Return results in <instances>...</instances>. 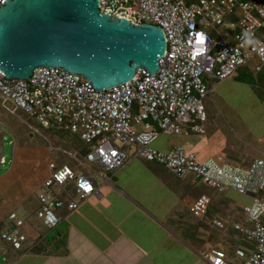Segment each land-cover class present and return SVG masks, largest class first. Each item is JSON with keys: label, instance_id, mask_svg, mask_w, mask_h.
<instances>
[{"label": "built area", "instance_id": "1", "mask_svg": "<svg viewBox=\"0 0 264 264\" xmlns=\"http://www.w3.org/2000/svg\"><path fill=\"white\" fill-rule=\"evenodd\" d=\"M98 7L135 24L159 26L165 53L155 74L139 69L130 81L101 91L57 67L36 68L26 80L8 79L0 71L3 110L32 119L36 126L27 125L34 132L68 131L88 146L79 158L77 151L49 145V151H61L76 165H58L40 182L34 216L45 229H53L61 220L59 210L72 211L97 192L91 175L79 169L83 162L115 173L140 158L175 177L191 175L218 193L233 190L251 197L242 223L232 225L248 244L234 250L240 262H229L225 250L214 247L203 257L209 264H264V158L235 161L218 153L200 160L181 144L166 151L152 145L160 135L188 138L205 133L209 81L230 79L249 61L252 72L262 71L264 0H99ZM261 102L264 107V96ZM209 201L198 197L195 211L204 212ZM14 215L0 237L14 251H31L39 238L27 245L22 222ZM214 225L223 227L220 220Z\"/></svg>", "mask_w": 264, "mask_h": 264}, {"label": "crops", "instance_id": "2", "mask_svg": "<svg viewBox=\"0 0 264 264\" xmlns=\"http://www.w3.org/2000/svg\"><path fill=\"white\" fill-rule=\"evenodd\" d=\"M241 73L237 70L228 80L247 78L244 71ZM220 82L209 81L206 98L216 91ZM253 93L257 98L258 91ZM258 101L262 105L260 95ZM255 123L259 131L252 135V140L259 149L253 153L255 157L247 155L245 161L264 155V117H258ZM208 136L205 129L203 135L186 138L191 142L184 147L195 152L200 160L224 153L205 149V144L209 145ZM168 147L160 150L166 151ZM154 164L134 158L112 173L83 162L79 169L91 175L97 192L72 211L59 210L61 220L50 230L34 216L35 192L27 194L18 214L26 218L22 229L28 239L26 244L39 238L38 243L31 251L24 252L14 251L4 241L0 242V264H209L203 254L210 247L224 249L229 262H240L234 250L248 244L232 229L239 222L227 201H219L215 209L210 208L212 196L204 191L194 195L188 189L187 183L194 186L197 182L193 176L175 177ZM1 184L0 194L4 199ZM67 188L70 190L71 186ZM202 195L210 201L201 213L193 205ZM4 204L0 203V224L10 212ZM244 217L245 213L243 220ZM216 220L223 223L222 228L214 225Z\"/></svg>", "mask_w": 264, "mask_h": 264}, {"label": "water", "instance_id": "3", "mask_svg": "<svg viewBox=\"0 0 264 264\" xmlns=\"http://www.w3.org/2000/svg\"><path fill=\"white\" fill-rule=\"evenodd\" d=\"M98 6L99 0H3L0 71L26 80L36 68L57 67L96 91L130 81L139 69L155 74L166 48L162 29Z\"/></svg>", "mask_w": 264, "mask_h": 264}, {"label": "rangeland", "instance_id": "4", "mask_svg": "<svg viewBox=\"0 0 264 264\" xmlns=\"http://www.w3.org/2000/svg\"><path fill=\"white\" fill-rule=\"evenodd\" d=\"M243 71L252 72L250 61L238 68V73ZM253 88L245 82L227 79L221 81L216 91L205 98V112L209 117L205 123L206 135H209V145L205 144V149L220 150L224 154L227 153L225 155L229 159L235 161L247 160V155L251 158L255 157L253 153L258 151L256 148L259 149V146L256 147L252 135L259 131L255 127V121L258 117H264V108L258 101L259 95L256 98L253 93V90L257 89ZM27 124L36 126L35 122L26 115L14 116L0 107V156H3V163L0 164V182L3 183L0 184L1 188L4 187L3 190H5L4 199L0 194V203H5L4 206L10 209L4 219L6 222L2 219L0 224L2 231L11 224L9 223L12 219L9 218L11 213H15L14 217L17 216L16 218L22 222L21 230L23 229L26 218L18 214V211L23 209V206H20L21 202L27 198V194L31 195V192H36L37 185L53 168L61 163H67L72 167L76 165L75 160L61 151H49V145L53 148L60 147L73 151L71 144L78 143L75 135L68 132L55 133L41 128L37 133L29 129ZM259 127L261 128V126ZM189 142L191 141L180 136L160 135L152 145L160 150L179 143L188 146ZM260 150L262 151V149ZM262 156L264 158V155ZM256 157L258 158V156ZM154 165L158 167L159 164ZM195 181L197 182L194 186L187 183L192 194L196 195L204 191L212 196L209 207L214 209L219 201H227L229 208L237 215L235 220L239 223L242 222L244 213L251 203V197L238 194L233 190L218 193L203 185L200 180L196 179ZM1 240L0 242H3Z\"/></svg>", "mask_w": 264, "mask_h": 264}, {"label": "trees", "instance_id": "5", "mask_svg": "<svg viewBox=\"0 0 264 264\" xmlns=\"http://www.w3.org/2000/svg\"><path fill=\"white\" fill-rule=\"evenodd\" d=\"M245 73H246L247 78H245V76H243V77L238 78L237 81H239V82H245L247 84H250L251 86H253L254 88H256L257 91L259 90L258 93H259L260 98L262 100V98L264 96V67H263L262 71H260V72H258L256 74L254 72L252 73L250 71H245ZM253 74L256 75V76L253 77L252 76ZM48 131L55 132V133L56 132H68V131H63V130H61V131L60 130H57V131H55V130H48ZM68 133H70V132H68ZM70 134H73V133H70ZM73 135H75V134H73ZM77 140H78V143L71 144L72 150L73 151H77L79 158H83L84 155L86 154V152L88 151V146L85 145V144H83L78 138H77ZM61 164H63V163H61ZM244 243L247 245V243L245 241H244Z\"/></svg>", "mask_w": 264, "mask_h": 264}, {"label": "snow or ice", "instance_id": "6", "mask_svg": "<svg viewBox=\"0 0 264 264\" xmlns=\"http://www.w3.org/2000/svg\"><path fill=\"white\" fill-rule=\"evenodd\" d=\"M202 42V41H201Z\"/></svg>", "mask_w": 264, "mask_h": 264}]
</instances>
